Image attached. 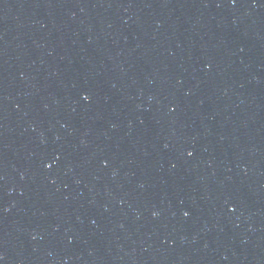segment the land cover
<instances>
[{"label":"water","instance_id":"1","mask_svg":"<svg viewBox=\"0 0 264 264\" xmlns=\"http://www.w3.org/2000/svg\"><path fill=\"white\" fill-rule=\"evenodd\" d=\"M0 264H264V0H0Z\"/></svg>","mask_w":264,"mask_h":264},{"label":"snow or ice","instance_id":"2","mask_svg":"<svg viewBox=\"0 0 264 264\" xmlns=\"http://www.w3.org/2000/svg\"><path fill=\"white\" fill-rule=\"evenodd\" d=\"M190 155H191V153H190ZM186 215H187V213H186Z\"/></svg>","mask_w":264,"mask_h":264}]
</instances>
